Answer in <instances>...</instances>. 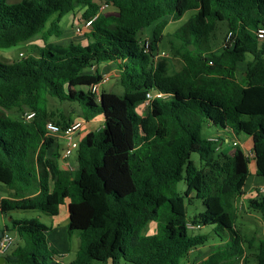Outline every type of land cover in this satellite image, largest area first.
I'll use <instances>...</instances> for the list:
<instances>
[{
  "label": "trees",
  "instance_id": "1",
  "mask_svg": "<svg viewBox=\"0 0 264 264\" xmlns=\"http://www.w3.org/2000/svg\"><path fill=\"white\" fill-rule=\"evenodd\" d=\"M101 5L115 8L117 16L100 15ZM77 9L84 22L95 18L87 44L48 42L60 36V18ZM187 11L194 16L168 40L184 63L173 71L155 57L167 20L178 21ZM147 29L150 41L142 39ZM259 29L264 0H0V50L27 46L37 37L43 44L26 48L33 56L0 61V109L20 115L0 113V183L14 191L0 200L1 213L56 216L67 202V238L77 233L79 239L70 264H186L189 253L214 236L218 243L197 264H264V237L245 239L235 227L234 201L250 159L239 146L229 155L217 152V143L202 136L207 125L249 137L255 176L264 178ZM219 32L224 37L217 46ZM106 63L117 67L120 97L88 90L101 83L96 67ZM49 100L75 105L84 121L102 118L100 128L78 141L73 172L61 166L62 147L45 136V123L65 129L77 120L49 112ZM27 113L34 114L28 122ZM182 179L186 190L179 194ZM195 201L203 210L188 218ZM247 208L264 217V196L248 200ZM204 227L210 232L189 234ZM7 230L20 245L5 264H57L46 242L49 228L38 218L11 217Z\"/></svg>",
  "mask_w": 264,
  "mask_h": 264
},
{
  "label": "rangeland",
  "instance_id": "2",
  "mask_svg": "<svg viewBox=\"0 0 264 264\" xmlns=\"http://www.w3.org/2000/svg\"><path fill=\"white\" fill-rule=\"evenodd\" d=\"M15 3L16 2H14L13 0H8V4H10V5H14ZM194 14H195L194 11H187L181 17V19H179L178 21L172 22L169 19L167 20L168 25L166 26V28L163 31V37H162L163 39L159 45V51H158V53H156L155 58H156V60L159 58H164L165 60H167L173 71H180L183 68L184 63L179 57H175V55H173V50L170 48V46L168 44V40L172 39L171 36H172L173 32H175L179 28L183 27L194 16ZM70 15L71 14H67L61 18L59 25L62 28H64V22L66 21V19H68V17ZM77 27H76V29H77ZM76 29H75V27L73 28L76 36L81 35L82 33H78L76 31ZM223 37L224 36L222 35L221 32L217 33V42H216L218 44L217 46H219L222 43ZM38 39H39V37H37L35 40H38ZM142 39H144V40L146 39V40L150 41V39H151L150 29L147 31L145 30L143 32ZM52 40L55 41L56 43H60V44H56V45H66V43H68L67 42L68 40L63 41V42H59V39L55 38V37H52ZM39 43H41V41H39V40L35 42L36 45H39ZM86 44H87V42L82 43V45H86ZM25 46L26 45H20V46H17L15 48H11L9 50H0V61H2V62L7 61L9 63H12L13 61H18L22 58H25L26 56H33L32 52L30 50L26 49L27 46L26 47ZM19 52L23 53V55L20 57L18 56ZM2 57H4L6 60H3ZM238 69L241 71L243 70L242 66H239ZM94 70H95V67L91 69V72H93ZM99 70L101 71V75L103 74L102 78L104 81L99 84L95 93L99 95L102 91H104V92L113 93L119 97L122 96L123 89L119 84L118 72H116L114 64H109V65L106 64L104 66L101 65V67H99ZM241 71H239L238 75L240 74ZM48 110H49V112H52L54 115L55 114L57 115L58 112H63L64 114L70 115L72 120L83 121L84 124H83L82 128L84 129V133H87L90 131H95L101 126L100 121H95L89 125H86V124H88V122L82 120L79 117V109L75 105H72V104H68V103L60 104L54 100H49ZM0 113L3 116L9 117L10 119H19V117H20V115L14 111H4V110L0 109ZM146 113H147V105L144 104L141 107L140 114L142 117H144L146 115ZM218 131H220V129L213 127V126L209 127V126L205 125L203 127V130H202V136L207 138V140H209V141L217 143V145H218L219 141L216 139V136H214L217 134ZM227 136H228V143H227L228 146L225 147V150H224L225 152H227V154H230V151L233 150V148H234V145H232L234 139H236L237 141H239L241 143L247 137L244 134H239V135H237V137H234L232 134L231 135L229 134ZM60 143L65 144L63 140H61ZM240 143H238L237 146H239ZM240 148H242V150L243 149L247 150L246 147H242L241 145H240ZM219 150L220 149H218V147H217L216 151L220 152ZM62 151H63V148H61V152ZM71 159H73V158H71ZM190 159H191V161L194 162V164L196 166L199 165L200 161H199V157L197 154H192ZM250 163H251V159H250ZM254 181H264V179L263 178L257 179L255 174H253V168L251 167V164H250L249 176L247 177V180L245 182L243 190L247 191L249 189L250 185ZM185 190H186V184H185L184 179H182L179 183L176 184V191L179 194H183V192ZM7 191H9V193H10V190H8L4 185H2L0 183V194H7ZM12 192L14 193V191H12ZM263 193H261V196L263 195ZM240 198H241V196H238L234 201V208L236 210V212H235V214H236V219H235L236 230L245 239H251L252 237L259 238L260 236L264 237L263 236L264 234L262 235V227H263L262 224H264V217L249 211L247 208L246 200H241ZM240 201H242V202H240ZM202 210H203V207L201 206V203L199 201H195L193 204L189 205L187 217L191 218L195 213H198ZM9 216L12 218H17V219L38 218L40 220V222H42L46 225H50L51 223H55V224L57 223L60 227L56 228V230H59V229H61L63 224L66 223V221H67L66 202H64L59 207V211H58V214L56 216H48V215H45V214L40 213L38 211H32V210H27V211L15 210V211H12ZM10 217L7 218L8 221H9ZM2 223H3V221L0 218V228H2ZM8 223L9 222L6 221V224H8ZM153 228H152V230H153ZM210 230H211V227H204L200 231H195V230L190 231L189 234H191V235L192 234L204 235V234H207L208 232H210ZM76 234L77 233H74V235L72 236L73 246H74L75 242H76V245L79 244V239H78V236ZM217 239L218 238L215 236L211 237L204 246H201V247L196 248L195 250H192L188 255V262L186 264H191V263L197 264V263L205 260L208 257V255L210 254V252L212 251V248L214 246H216V244L218 243ZM63 261L66 264H68V262L66 260H63ZM92 264H98V263L93 262ZM104 264H113V263L111 261H107ZM118 264H127V263L121 261Z\"/></svg>",
  "mask_w": 264,
  "mask_h": 264
},
{
  "label": "crops",
  "instance_id": "3",
  "mask_svg": "<svg viewBox=\"0 0 264 264\" xmlns=\"http://www.w3.org/2000/svg\"><path fill=\"white\" fill-rule=\"evenodd\" d=\"M13 1L17 3L19 0H13ZM99 9H101V7ZM82 12H83L82 9H77L73 13H69L71 15L64 22V28H62L59 25L60 20H61L62 17L60 18V20L58 22V25L61 28V34H60L59 37H55V38L59 39V42H63V41L68 40L67 41L68 43H66V45L70 44V43H74V44L79 43V44L82 45V43L88 41L87 40L88 38H87L86 35H88L89 32H88L87 28L84 29L82 31V34L79 35V36H76V34H75L74 30H73L74 27L76 29L77 26H81L83 24L84 21L81 18L82 17ZM99 14L104 16V17H113V16L115 17V16H117V10L115 8H113V7L107 6V7L103 8L102 10H99ZM147 30H149V29H147ZM150 33H151V29H150ZM38 40L41 41L40 39H38ZM38 40L32 41L31 43L27 44V47H29V46L30 47H37V48L42 47V45H43L42 41H41V43H39V45L35 44V42L38 41ZM144 41H148V40L145 39ZM48 42L53 43V44H60V43H56L55 41H53L52 37L49 38ZM106 64L109 65V64H113V63H106ZM106 64H102V65L104 66ZM114 66H115L116 72H118L117 67H116L115 64H114ZM99 67H101V65L96 67V69L99 72H101L99 70ZM238 68H239V66H238ZM239 71H241V70L237 69V74L239 73ZM95 121H100L101 122L100 124L102 126V118L101 117H98V118H95L93 120L88 121V124H86V125H89V124H91L92 122H95ZM81 122H82V126H83L84 122L83 121H81ZM87 133H84V129L82 128V129L79 130L78 134L75 136V139L77 141H79ZM229 134L230 135L232 134L234 137H237L231 131L222 130V129H220V131H218L217 134L214 135V136H216V139L219 141L217 147H218V149H220L219 151L222 152V153L225 152L224 151L225 147L228 146L227 145V143H228V136L227 135H229ZM55 140H56V144L60 145L64 149V147L66 145L65 138H58V139H55ZM61 140H63L65 144H61L60 143ZM234 141H236L237 143H240L236 139H234L233 142ZM240 145L242 147H246L247 150L243 149V151L246 154V156L249 159H251V163L249 162L248 169H249L250 164H251V167L253 168V174H255V165H254V162L252 160V153H251V151H252L251 139L249 137H246L244 139V141H242L239 144V147H240ZM231 152H232V150L230 151V154H231ZM224 154H227V152H225ZM227 155H229V154H227ZM61 157H62V152H60V163H61V166L64 169H67V170L73 172L76 169V167H77V163H76V160H75V153L71 157H69L65 162H62ZM71 158H73V159H71ZM67 165H68V167H67ZM258 178H261V177H257V179ZM261 189L264 190V181H254L250 185V187H249V189L247 191H244V190L242 191V194L240 195L241 196L240 199L241 200H246V202H248V200L258 197V193L257 192H258V190H261ZM10 193H13L12 190L10 191ZM10 193H9V191H7V194H0V200L8 199L9 196H10L9 195ZM262 196H264V193H263ZM240 202H242V201H240ZM66 210H67V202H66ZM9 215H10V213H9ZM9 215L6 216L3 213H1V211H0V218L3 221L2 228H0V238H1L3 233L8 232V233H10L13 236L14 244H13V247L6 254L0 256V264H5L4 258L7 257L13 251L15 246L20 245V242L18 241V238H17L16 234L14 232H10L9 230H7V228L8 229L10 228V221H11V217ZM257 215H259V214H257ZM8 217H10L9 221L7 220ZM14 219L19 220L17 218H14ZM6 221L9 222V223L6 224ZM67 223H68V213H67V221H66V223H64L63 226L61 227V229H59V230H56V228L60 227L57 223L56 224L55 223H51L50 225H46V224L43 223L45 226H47L49 228V231L46 234L47 246H48L49 250H52L55 253L54 259L57 260L59 262V264H66L63 260H66L68 262V264H70L72 262V260L75 259L76 253H77V249H78V245H76V242H75L74 246L72 244V241H73L72 240V236L69 239L67 238V233H66ZM262 226H263L262 227V235H263L264 234V224H262Z\"/></svg>",
  "mask_w": 264,
  "mask_h": 264
},
{
  "label": "built area",
  "instance_id": "4",
  "mask_svg": "<svg viewBox=\"0 0 264 264\" xmlns=\"http://www.w3.org/2000/svg\"><path fill=\"white\" fill-rule=\"evenodd\" d=\"M100 7H101V9H99V10H102L103 8H105L107 6L101 5ZM94 19L95 18H92L91 20L83 22V24L81 26L77 27L76 31L78 33H82V30L88 28ZM257 35H258V38L264 39V29H259ZM144 48L147 49V42L144 43ZM103 81L104 80L102 78L101 82H103ZM98 86H99V84L91 85L88 89L89 92L91 94H94L96 97H98L100 95V94L98 95L95 93ZM155 96L161 97L160 94H156ZM152 97H153V95H151L150 93L146 95V102H145L146 105H148V102ZM33 117H34L33 113H27V114L23 115V120L28 122ZM81 127H82L81 121H75L73 124L66 127L65 129L60 128L59 126H57L56 124H54L52 122H46L45 123V132H46L45 136L46 137H51L53 139L65 138L66 145L62 151V157H61L62 162H65L78 149V141L75 139V136L78 134ZM237 144L238 143L236 141H234L232 143V145H234V146H237ZM67 167H68V165H67ZM263 191H264L263 189L259 190L257 192L258 196H260L261 193H263ZM196 228H199V226H197ZM13 244H14L13 236L8 232L3 233L1 238H0V256L6 254L13 247ZM54 262L59 264V262L55 259H54Z\"/></svg>",
  "mask_w": 264,
  "mask_h": 264
},
{
  "label": "water",
  "instance_id": "5",
  "mask_svg": "<svg viewBox=\"0 0 264 264\" xmlns=\"http://www.w3.org/2000/svg\"><path fill=\"white\" fill-rule=\"evenodd\" d=\"M13 191V190H12Z\"/></svg>",
  "mask_w": 264,
  "mask_h": 264
}]
</instances>
